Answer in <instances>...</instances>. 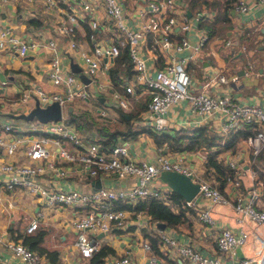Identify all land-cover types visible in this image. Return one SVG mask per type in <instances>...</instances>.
Segmentation results:
<instances>
[{"label": "built area", "instance_id": "2783aa9c", "mask_svg": "<svg viewBox=\"0 0 264 264\" xmlns=\"http://www.w3.org/2000/svg\"><path fill=\"white\" fill-rule=\"evenodd\" d=\"M44 1L48 6L57 2ZM71 1L75 10L80 9L78 13L90 14L92 27L103 29V35L92 34L91 50L70 38L60 41L57 37H49L43 44L51 51L47 70L54 89L47 90L33 82L22 87L20 96L10 105L17 109L29 100H38L42 105L57 100L62 105V116L31 128V133L28 129L27 136L17 134V129L10 123H5V130L11 136H6L0 128V150L13 155L20 152L22 156V160L0 159V181L4 189L23 186L42 198L46 206L60 216L67 206H71L70 216L65 222L76 232L75 244L80 254L91 256L100 242L96 233L125 228L133 222L137 224L143 216L142 210H130L117 202L134 204L148 195L172 190L170 186L161 187L156 182L163 170H176L190 175L199 183L200 199L196 200L195 195L186 201L197 208L201 222L216 226L218 218L211 204H232L240 228L234 230L227 225L221 226L216 237L217 252L211 255L203 253L194 244L182 242L170 227L162 228L155 224L154 233L159 242L173 256L185 258L189 264H236L227 256L248 242L250 230L244 225L249 221L264 223V208L257 206L262 193L261 180L253 165L264 148V105L253 94L245 100H237L226 72L218 75V79L226 83L221 91L210 92L192 86L193 77L187 64L189 60H199L208 39L207 30L198 22L209 11L199 10L190 17L180 3L182 0H134L135 4L131 3L132 0ZM260 7H264V0H236L232 11L240 16L251 12L255 17L264 18L256 13ZM100 8H103L104 17L98 12ZM67 17L72 25L63 19L58 27L61 31H71L78 21L77 12H68ZM193 28L198 30L196 42L188 36ZM176 33H181L180 40L173 39ZM40 44L24 38L9 26L0 25V48H12L24 56ZM260 44L264 46V27ZM123 47L128 49L135 73L130 77L122 76L124 90H121L115 86L110 70ZM185 48L190 52L179 57L178 52ZM74 53H78L81 59L79 71L70 65ZM158 59L162 65H158ZM255 70L254 62L244 66L247 75H252ZM81 73L89 78L87 82ZM145 92H149L151 97L148 110L139 122L158 130L169 129L167 115L175 105L184 101L188 102L193 115L191 124L211 122L220 133L235 131L245 122L256 123L257 130L243 138L237 149H228L221 154L232 169L226 184L234 188L233 196L225 194L207 176L204 163L200 165L184 150L174 153L162 151L159 147L154 158L138 160L131 153L133 139L117 135L110 143H104L96 137H88L63 112L67 101L103 96L98 111L101 115L117 119L113 117V109L130 108L132 97L137 98ZM34 129L43 133L36 134ZM197 154L200 160H205V153L197 151ZM97 179L101 186L94 187ZM88 183L91 189L84 188ZM13 201L10 205L14 204ZM132 211L134 218L130 219ZM38 226L39 219L34 217L27 224L26 231L32 232ZM257 237L264 242V234H257ZM0 241L14 256L11 259L1 257V264H42L43 254L22 239L7 237ZM143 249L151 250L148 239L144 240ZM131 261L129 254H121L105 264H131ZM147 262L164 264L163 259L155 254L148 255ZM251 263L264 264V247L246 255L240 264Z\"/></svg>", "mask_w": 264, "mask_h": 264}, {"label": "crops", "instance_id": "0c3cea01", "mask_svg": "<svg viewBox=\"0 0 264 264\" xmlns=\"http://www.w3.org/2000/svg\"><path fill=\"white\" fill-rule=\"evenodd\" d=\"M132 1L131 3L135 4L137 0ZM212 1L213 0H202L197 3L194 8L191 7V0H182V2H180L184 5L190 17L199 10L209 11L203 15L198 22L201 28L207 30L208 39L205 41L203 49L199 54V60L196 62L192 61L198 67L197 72L194 70V66L188 62V68H190L189 70L193 77L192 86L210 92L221 91V87L226 83L220 81L218 75L220 72H226L227 66H230L236 71L231 76L233 79L227 75L233 86L232 93L235 98L237 100H245L248 96L253 94L257 95L259 97L258 101L264 105V46L260 44L261 32L264 27V18H254L255 14L251 12L244 13L240 16V14L234 12V10H231L232 14L229 19L216 18L218 16V10L212 8V4L210 3ZM219 1L224 2L226 0ZM233 2L235 3L236 0ZM74 6L71 0H57L54 6H48L44 0H32L31 2L27 0H21L20 2L18 0L3 2L0 0V25L9 26L14 32L21 34L24 38L41 43L40 46L31 49L24 56L20 55L12 48H0V102H2V104H0V111L5 113L9 110L13 112L17 110V112L29 111L34 106L31 100L24 105H20L17 109L12 108L10 103L20 96V89L22 87L29 86L33 82L42 87L49 88V90L54 89V85L50 80L47 70V68H49L51 51L48 49V46L43 45L47 42L49 37H57L60 41L70 38L76 40L82 47L91 50L94 40L92 34H98V36L103 35V29L92 27L90 14L85 12L78 13L80 9L78 8L75 10ZM188 10H191L190 14ZM73 11L77 12L78 21L73 24L71 31H61L58 27L63 19L69 25H72V22L67 17V13ZM98 12L104 17L103 8H100ZM256 13L258 14V10ZM30 19L34 21L30 22ZM203 19L209 20L206 23H210L211 35L206 27L200 25ZM211 22L214 28L211 26ZM188 36L193 42H196L198 30L196 28L191 29L188 32ZM180 37L181 33H176L173 39L180 40ZM229 39L230 42H228ZM189 52L190 49L185 48L182 52H178V56L182 57ZM230 56L232 59L229 63ZM253 58H255L256 61ZM80 60L79 54L74 53L72 61L76 62L81 67ZM250 61H255L256 70L252 75H247L245 73L241 74L240 70L244 69V66ZM70 65L73 68L72 64ZM83 80L87 82L84 78ZM246 88L247 91L244 92ZM141 96L143 95L141 94L137 98ZM101 98L102 96L96 98L98 103L100 102V106L103 100ZM74 100L77 102H88L91 98ZM100 106H98L97 109ZM113 110V117L117 118L115 121H119L121 118L118 111L115 109L113 112ZM192 117L193 115L188 108L187 101L175 105L174 110H171L166 117L170 126L168 130L173 131L180 126L191 124L194 122ZM6 123L10 122L7 121ZM3 133L6 136H11L9 131H4ZM34 133L42 134L43 132L37 130V132L35 131ZM133 142L134 146L131 153L138 160L154 158L157 149L160 147L157 146L147 134L139 135L133 139ZM184 151L200 165L204 163V160L198 158L197 151ZM14 155L0 150V159L2 160L3 158L15 159L18 156H20V159L17 160H22L21 153L18 154L17 157ZM156 183L161 185L158 181ZM166 185L169 187L168 184ZM166 185L163 184L161 187H165ZM93 186L97 187V184L94 183ZM84 188L91 189L89 183L84 185ZM26 191L29 190L23 186H17L14 189H4L0 181V193L2 195L0 197V240L7 237L23 240L24 234L43 230L45 235L42 245L51 250H58L60 252L59 259L62 262L67 264H102V262H94L91 256H82L80 254L75 244V230L65 221L63 224L61 222L63 219L59 217L60 215L56 214L55 210H50V208L46 206V203L43 202L42 198L33 195L35 198L30 202V209L36 213L31 215L26 223L23 224L21 219H23V207L27 205ZM222 191L229 196H233L235 192L231 184H226ZM262 193L257 200V206L264 208ZM30 194L32 193L30 192ZM12 199L14 200V204L10 205ZM211 206L218 218V224L216 226H209L201 222L198 219L197 212L196 215H192V223L189 225L183 223L177 227L168 226L182 242L194 244L199 250L208 255L216 254L217 252L216 237L221 226L227 225L234 230L240 228V224L236 219L237 214L232 204L212 203ZM127 209L133 210L131 208ZM47 213L52 215L50 219H48ZM142 213L143 216L137 224L133 222L125 228L119 227L108 233L102 232L103 234L101 232L96 233L100 242H108L115 249L114 253L105 256V262L103 264L121 254H129L132 259L131 264H148V255L151 254V250L145 251L143 249V242L147 239L143 229L146 227V229L155 232V224L158 225V221H155L146 211L142 210ZM34 217L39 219V226L34 231L27 232L26 226ZM54 217L60 220H57L58 222H53ZM131 218H134L133 211L130 214V219ZM165 227H167V225ZM244 227L250 230L248 242L243 246H238L234 254L227 256L228 259L234 261L236 264H240L246 255L256 253L264 247L263 240L257 237V234H264V223L260 224L249 221ZM12 253L13 252L6 248L4 243L0 241V258L11 259L14 257ZM42 254V264H52L50 258L44 252H42ZM178 259L183 264H189L188 260L185 258L179 257Z\"/></svg>", "mask_w": 264, "mask_h": 264}, {"label": "trees", "instance_id": "16d2710c", "mask_svg": "<svg viewBox=\"0 0 264 264\" xmlns=\"http://www.w3.org/2000/svg\"><path fill=\"white\" fill-rule=\"evenodd\" d=\"M201 1L202 0H191V7L194 8V6ZM233 1L234 0H226L220 2L219 0H213L210 2L212 8L218 10V16L216 18H231L232 5H234ZM33 21V19H30V22ZM207 21L209 20L203 19L200 25L206 27L211 35L210 23H206ZM211 24L214 28L212 22ZM157 63L158 65H162L159 59ZM189 69L190 68H188V70ZM110 73L112 74L115 86L124 90V87L121 85L123 81L122 76L130 77L135 73L127 47H123L120 55L115 58ZM142 95L143 96L139 98L132 97V106L130 108L116 109L121 118L120 122L112 124L108 117L106 120L95 118V121L94 119H85L84 127L88 130L86 136L91 138L96 137L97 140L110 143V140L115 138L118 134L131 139H135L141 134H147L157 146L162 148V151H201L206 154L204 168L207 176H210V178L214 180V183L218 185L221 190H224L227 175L232 169L224 162L220 154L228 149H237L238 144L243 138L257 130L256 123L245 122L237 130L228 131L226 133L218 132L214 126H212L211 122L180 126L173 131L158 130L139 122L142 118V114L148 110V101L151 97L149 92H145ZM0 112L5 113L2 111ZM71 119L74 120L73 117H71ZM253 165L258 170L264 198V148L257 155ZM117 204L121 207L131 208L136 211L144 210L150 214L155 221H164L167 226L175 227L183 223L188 225L191 224L192 215H196L197 212L196 207L189 204L186 199L175 190L167 192L162 191L161 194L158 195H148L134 204L130 202H117ZM143 231L151 244V254L161 257L164 264H183L178 259L179 257L173 256L170 250L159 242L158 236L153 231L146 229V227ZM44 235L45 232L43 230L26 233L23 235V241L27 245L37 249L40 253L44 252L50 258L52 264H67L59 259L60 252L58 250H51L42 245ZM114 252L115 249L112 245L108 242L101 241L91 255V259L94 262H102L103 264L105 262V256Z\"/></svg>", "mask_w": 264, "mask_h": 264}, {"label": "rangeland", "instance_id": "374dc122", "mask_svg": "<svg viewBox=\"0 0 264 264\" xmlns=\"http://www.w3.org/2000/svg\"><path fill=\"white\" fill-rule=\"evenodd\" d=\"M258 14H262L261 16L263 17L264 16V7H260L259 10H258ZM254 18H260L256 15V17ZM224 42V41H222ZM226 44V43H224ZM228 47V46H227ZM232 59V57L230 56L229 57V63H230V60ZM255 61L256 59L253 58ZM252 60V59H251ZM191 60H189V63H191L194 67V70L197 72V69L198 67L196 66V64H194V62H190ZM254 61V63H255ZM195 72V73H196ZM234 72H236L233 68H231L230 66H227V75L232 78L231 76L234 74ZM197 74V73H196ZM233 79V78H232ZM45 88V87H44ZM47 90H49V88H45ZM51 89V88H50ZM247 91V88L244 90V92ZM246 93H249V92H246ZM34 105L36 103V100L33 101ZM0 104H2V102H0ZM100 106V102L98 103L97 99L95 97H91V100L86 102V101H82V102H77L75 100H70V101H67L66 102V105H65V110H64V114L66 117H68L75 125H77L78 129L84 134L86 135L87 133V129L84 127V123H85V119H94L95 121V118L96 119H100V120H106V116L104 115H101V113L98 111L97 107ZM71 107V108H70ZM114 112V110H113ZM14 113H20V112H13L12 110H9L8 112L6 113H1L0 112V128L4 131L5 130V123L7 121H9L11 123V125H14L15 129H17L16 133L17 134H22V136H27V132L28 129H31V128H34L36 127L37 128V125H44V121H41L39 118H37L36 116H34L33 118H24V117H17V116H14ZM116 114V113H114ZM71 117L74 118V120L71 119ZM111 120V123H116V122H119V121H112V120H117V119H112L110 118ZM96 123V122H95ZM36 129H34L33 131H35ZM32 129L30 130L29 133H31ZM37 132V131H36ZM18 154H20V152H18L16 155L14 156H18ZM15 159H20V156H18L17 158ZM210 177V176H209ZM160 179V180H159ZM157 181L161 183V185H166L167 183L165 181H163L160 177L157 178ZM167 186V185H166ZM26 194H27V205L26 207H23V219L22 220V223H26V221L31 217V215L35 214L36 212L35 211H32L30 209V202L34 200L35 197H38L36 195L33 196V194H30L29 191H26ZM70 213H71V206H67L66 207V210L65 212L62 214V216H59V217H63L61 220V222L64 224V221L66 220V218H68L70 216ZM52 214V212H51ZM50 213H47V217L48 219H50L52 217ZM60 215V214H59ZM54 216V214H53ZM53 219V218H52ZM57 220H60V219H57L56 217H54V221L53 222H58ZM62 225V224H61ZM61 251V250H60Z\"/></svg>", "mask_w": 264, "mask_h": 264}, {"label": "water", "instance_id": "95a60500", "mask_svg": "<svg viewBox=\"0 0 264 264\" xmlns=\"http://www.w3.org/2000/svg\"><path fill=\"white\" fill-rule=\"evenodd\" d=\"M188 13L190 14L191 10H188ZM72 66L74 70L79 71L80 66L76 62L72 61ZM240 73L243 74L244 69H241ZM81 76L86 81L89 80V78L84 73H81ZM101 99H103V96ZM14 116L24 117L27 119L36 116L41 121H46L49 119H59L62 116V105L57 100L49 102L46 105H42L38 100H36L35 105L29 111L14 113ZM159 177L163 181L167 182L172 190L180 193L186 200L192 199L195 195H197L195 198L196 200L200 199V194H198L199 183L194 181L190 175L176 170H163ZM95 183L97 184V186H101V182L99 179H97ZM158 225L164 228L166 226V223L164 221H158Z\"/></svg>", "mask_w": 264, "mask_h": 264}]
</instances>
